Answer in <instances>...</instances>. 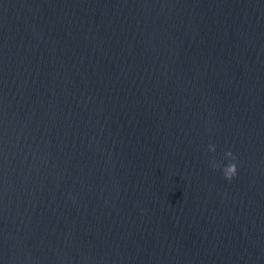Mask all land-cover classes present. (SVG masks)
Here are the masks:
<instances>
[{
  "label": "water",
  "instance_id": "water-1",
  "mask_svg": "<svg viewBox=\"0 0 264 264\" xmlns=\"http://www.w3.org/2000/svg\"><path fill=\"white\" fill-rule=\"evenodd\" d=\"M0 264H264V0H0Z\"/></svg>",
  "mask_w": 264,
  "mask_h": 264
},
{
  "label": "clouds",
  "instance_id": "clouds-1",
  "mask_svg": "<svg viewBox=\"0 0 264 264\" xmlns=\"http://www.w3.org/2000/svg\"><path fill=\"white\" fill-rule=\"evenodd\" d=\"M208 150L209 152H214L215 146L209 144ZM224 157L228 159V163L221 165L219 162L213 161L211 166L213 169L219 168L223 178L227 181H231V179L236 175V157L231 151H225Z\"/></svg>",
  "mask_w": 264,
  "mask_h": 264
}]
</instances>
